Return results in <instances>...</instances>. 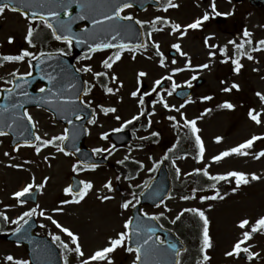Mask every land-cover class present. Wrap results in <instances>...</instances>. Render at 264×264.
Wrapping results in <instances>:
<instances>
[{"label": "rangeland", "instance_id": "1", "mask_svg": "<svg viewBox=\"0 0 264 264\" xmlns=\"http://www.w3.org/2000/svg\"><path fill=\"white\" fill-rule=\"evenodd\" d=\"M173 3L178 4L179 7L170 8L167 12H164L162 8H148L143 12L124 11V14L131 13L138 20L144 21H151L155 16H166L174 22L185 25L191 23L197 17H201L205 11L210 14L212 12V0H173ZM215 3L216 10L219 13L231 14L210 15V19L204 22L202 28L189 29L184 37H180L178 33L173 34L170 26L157 25V27H163L164 30L154 31L152 39L159 42L161 51L167 57V68L159 65V57L151 45L147 52L137 53L135 59L132 58L131 52L123 53L121 60L116 62L111 70L117 74L120 81H123V87H120L118 82L107 78H102L97 83L94 77L95 71L104 70L101 62L112 53L95 52L88 54L91 59L81 57L76 60L78 69L85 64L93 66L92 73L82 72L86 82L96 84L92 92L83 97L91 101L92 107L98 113L97 123L87 126L88 134L84 141V144L91 149L96 147L109 148L113 145L109 138L107 140L102 139L100 133L112 132L111 129L119 128L124 120L130 119L139 111L138 100L133 98L130 93L137 87V75L140 71H145L148 74L146 77L141 78L143 82L141 91L143 92L149 91L154 81L162 75H167L172 67H184L186 58L180 56L171 47L173 43L179 42L181 44L182 50L189 53L194 66L212 61L208 69L193 67L174 74L175 82L181 87L187 86L184 81L190 80L194 75L196 79L200 78L202 80V84L193 90L192 98L194 102L187 104L182 109L189 119L200 116L205 108L212 109L210 113L204 114L203 118L197 121L201 130L199 134L204 140L206 148L203 161L196 159L194 139H192L190 130L183 128V121L181 120V127L177 128L174 126V122L167 119L169 115H176L179 120L181 119L180 116L175 111L166 110L161 104H157L155 106L156 112L151 117V127L147 126V114L135 121L137 127L132 131V143L123 148H115L112 154L108 156V166L87 170L79 174L76 173L81 180H92L94 189L81 203L63 205L62 207H64L65 211L53 215L60 223L79 233L86 255L104 246L109 236H114L117 232L124 230V221L130 217L132 207L124 210L120 205L124 199L130 198L131 185H141L143 181L151 177L154 171L149 172L148 169L153 167L154 161H160L164 157V154L175 143L177 137H179V143L169 153L168 159H166V166L177 192L185 187L189 190L187 188L188 185H197L199 178L195 173L190 176H185L184 173H190L192 169L203 168L205 165H210L209 171L212 174L229 170H243L256 172L264 176V158L257 160L252 156L233 154L224 158L221 162H213L211 160L213 155L228 147L235 146L244 139L250 138L253 134H264V124L257 125L247 114L250 108L255 107L259 110L264 107V102H261L256 96V92L264 91V50L253 53L256 57L255 61L242 57L241 63L244 67L237 74L230 65L231 61L227 63L221 62L223 55L218 51L215 58H210L208 56L209 49L204 43V38L210 34H214L210 43L220 46L228 44V41L233 39L240 42L244 39L243 30L247 28L252 33V46H257L255 42L264 39V8H249L246 0H215ZM217 17H223L224 22L218 23ZM27 24V20L17 12L6 11L5 14L0 15V53L16 54L22 48H28L34 52L41 48L53 51L60 47L68 49L64 43L56 41L50 36L37 38L34 41L35 47L28 45L25 39ZM148 26L150 27V25ZM9 36L14 37L12 43H8ZM233 47L231 44L228 45L229 56L232 54ZM169 50L176 52L174 57L177 61L176 64L171 63L174 58L168 55ZM14 69L25 72L29 70V65L26 61L5 62L0 70L1 77H6ZM254 69H259V71H254ZM195 80H192L191 85H193ZM165 81L172 84V81ZM233 81L240 84V89H233L232 92H223L222 89L230 86ZM103 83H107L108 86L114 88H120V90L114 94H108L100 87V84ZM163 90L161 94L165 95L170 104H176L179 107L184 102L176 100L172 95L167 96V90ZM204 95H211L213 99L210 101L200 100V97ZM121 97H123V100L120 99ZM153 99H157L156 94L145 98L144 107L147 111H151V100ZM224 100H230L237 105L236 108H218L217 105ZM99 105L114 106L117 108V112L104 115L100 112ZM30 113L38 121L36 131L41 135L46 133L48 137H51L63 131L62 126L48 114L39 110H31ZM116 115H119L121 120L117 121L115 119ZM181 128H183V131H181ZM152 132H159L160 135L150 136ZM216 136H222L223 140L217 143L214 139ZM140 137H148V139L141 140ZM7 143L4 138H0V211H6L9 217L14 219L23 211L33 207L30 203H26L23 206L17 204L16 199L12 196L14 191L30 182L32 175H35L37 183L42 182V178L45 176L50 177L44 190L38 193L37 203H39L41 208L51 212L53 207L61 206L58 201L68 198L67 194L63 196V188L70 182L69 175L72 171L74 159L57 153L55 148L52 147H47L44 151L42 149L40 154L28 147L20 149L19 152H12L7 147ZM139 143H144L142 148L138 147ZM260 148H264V139L257 141L252 151H259ZM6 152L10 155L6 156ZM185 152L189 153L187 157L184 156ZM53 153L54 156L50 161L43 159L44 156ZM125 156L130 157L128 160L133 162L131 166L117 163L119 160L124 159ZM173 159L176 160L177 166L181 169L179 178L175 175V167L172 165ZM25 161H31V163L25 164L24 169H16L9 166L10 162L24 163ZM136 161L143 162L144 167L140 168ZM134 166L135 168H133ZM117 176L121 177L120 180H116ZM128 176H131L130 180L125 179ZM201 178L200 186L212 183L208 177L201 175ZM108 179H112L113 184L119 183L120 191L110 193L107 189H103V184ZM234 186V182L232 184L223 181L219 182L218 187L221 190V194L226 191L229 192V195L224 200L200 201L199 199H192L184 201L180 199V196H175L165 200L167 208L160 205L157 208L145 207L143 209L151 214L164 212L165 215L161 218L164 223L190 242L188 251L183 255V262L195 256L196 248L199 246L198 238L193 235L194 231L192 230L195 225L191 221L189 215L191 213H186L175 225L171 223V220L184 208L200 207L206 211L211 221L210 234L213 237L214 247L209 250L211 256L209 264H262L260 259H254L251 262L247 261L246 254L245 257H230V260H227V257L224 256V252L230 249L241 231L236 226L238 220L245 217L254 219L258 215L264 214V179L252 181L249 185L241 186L237 193H231L230 189ZM212 192L213 190L211 189H203L198 192V195H211ZM100 194L112 195L114 199L106 202L101 201L98 199ZM190 194L188 193V195ZM8 204L15 205V207L5 208L4 205ZM209 204H212L213 208L209 209ZM37 221L39 222L38 229L42 233H58L65 241L70 240L51 221L39 216H37ZM41 223L46 225V227H41ZM4 224L8 227L12 223ZM251 243L254 245L252 250L259 252L261 257H263L264 233L255 234ZM60 250L65 254L62 248ZM7 254L26 259V255L20 247L0 241V264H9V262L4 260ZM68 255L70 264H79V257L74 254ZM133 258L134 254L127 253L124 248L118 249L114 254L115 264H131Z\"/></svg>", "mask_w": 264, "mask_h": 264}, {"label": "snow or ice", "instance_id": "2", "mask_svg": "<svg viewBox=\"0 0 264 264\" xmlns=\"http://www.w3.org/2000/svg\"><path fill=\"white\" fill-rule=\"evenodd\" d=\"M73 4H79L82 10H92L94 8L93 0H0V15L5 14L6 11L20 12L28 21L26 30V42L28 45L35 47L34 41L40 36L43 28L50 30L51 36L56 40L64 43L68 49L73 47L74 41L77 43H83L88 45V53H95L97 51H102L105 49H115L112 54L107 56L102 60L103 71H95L94 77L97 83L101 81L102 78H107L111 81H116L119 83L120 87H123V81L119 80V77L115 72L111 70L114 64L121 60L122 55L125 51L132 53V58H136V54L140 52H147L150 45L154 48L156 55L159 57L158 63L161 67L167 68V57L161 51L159 42L152 39L154 31H163V27H157V25L170 26L171 32L173 34L178 33L180 37H184L189 29H200L203 27L204 22L210 19V15H230L231 13H219L216 10L215 0L211 3V14L205 11L201 17H197L191 23L182 25L178 22L172 21L166 16H155L151 21L136 20V18L131 14L122 15L125 9H130L133 7L132 0H106L102 5L105 11L98 13L99 19L93 17L91 23L96 26V30L89 32L87 26L83 29V35H78L72 31V24L77 19H86L85 16L79 15L76 17L72 16V6ZM164 12H167L170 8L179 7L178 4L173 3V0H163L160 5ZM66 17V19H65ZM141 27L145 25H150L149 30L143 34L144 38L141 42L133 44L131 41L126 42V37H128L133 32V25L127 23H120L121 21H133ZM37 21L39 23H37ZM214 34H210L204 38V43L209 49L208 56L210 58H215L217 56V51L223 55V60L221 62L227 63L231 61L234 65L233 71L237 74L240 73L244 65L241 63V58L246 57L249 60H256L253 55L255 52L264 50V39H261L256 43L257 46L253 47L252 33L245 28L243 30V37L240 42L233 39L228 41V44L223 46L210 43V40ZM14 41L13 36L8 37V43ZM116 41H119L118 43ZM231 44L235 48V56L228 55V45ZM247 46V47H246ZM173 49L179 53L180 56L186 58L184 67H172L167 75H162L154 81L153 86L149 91H141L143 87V82L141 78L146 77L148 74L145 71H140L137 75V87L134 91L130 93L133 98H137L140 109L136 115H133L130 119L124 120L119 128L111 129L113 132H119L122 128L130 125L133 121H137L140 117L147 114L148 121L147 126L151 127L152 119L151 117L156 112V105L161 104L162 107L169 111H175L181 119H177L176 115H169L167 119L174 122V126L177 128L181 127V120L183 121V128L190 130V134L194 137L195 149H196V159L203 161L205 158V143L202 139L200 133V128L198 127L197 121L201 120L204 114L210 113L211 108H205L200 116L189 119L187 115L182 111L185 106L189 103L194 102L191 95H189L179 107L176 104H170L166 99L165 95L161 94L164 90L161 88L162 82L165 80L172 81L171 88L167 90V96H171L176 92L177 88L180 87L175 80L174 74L184 71L185 69H191L193 67L200 69H208L211 60L207 63H202L198 65H193L189 53L182 50V46L179 42L173 43L171 45ZM57 54H67L64 47L57 48L54 52L45 51L43 48L34 52L28 48H22L16 54H3L0 53V66L5 62H27L29 65V70L25 72H20L19 69H14L8 74L10 78L0 77V81L3 84L0 85V96L4 97L8 102L0 104V137L8 136L9 132H16L22 140H19L15 146L14 150L19 152L22 146L33 147L37 154H40L42 149L49 146L55 148L57 153H63L64 155H75L79 153L81 149L75 145V140L79 135V129L76 128L73 119H69L65 115L67 123L73 125V130L65 128L60 134L48 137L45 133L41 135L37 129L38 121H36L33 115L29 112L28 108L25 107L29 100L37 101L38 107H44L45 104H50L55 101L63 102L58 105V108L64 112H71L76 121L83 118L84 109L80 105H87L88 108L92 109V118L88 120L89 124L95 125L97 123L96 109L92 108L91 101L84 99L89 93L92 92L96 84L86 82L87 86L82 90L75 91L72 95H66L62 86L54 82L55 77L50 74H44L43 78L48 81V85L41 86L39 88L38 97L31 96L30 92L27 90V86L30 83V78L33 76V61H37L36 66L44 65L46 61L51 60ZM84 59H91V56L86 54ZM151 59V57H149ZM172 64H176L177 61L174 58L171 61ZM81 72H93V66L91 64H85L82 68L77 69ZM254 71H259V69H254ZM111 72V75H110ZM194 75L190 80L184 81L186 85L191 87L192 80H195ZM68 87L72 88L73 85L69 84ZM100 87L108 94H114L119 92L120 88H114L108 86L107 83L100 84ZM233 89L239 90L240 84L233 81L230 86L224 87L223 92H232ZM46 94V95H45ZM156 94L157 99L151 100V111H147L144 107L145 98L151 97ZM256 96L261 102H264V91L256 92ZM123 100V97L120 98ZM213 97L211 95H204L200 97L202 101H210ZM79 101L80 104H76ZM236 104L230 100H224L217 107L221 109H235ZM99 110L104 115L109 113H116L117 108L114 106L99 105ZM11 110L10 114L9 111ZM7 114V115H6ZM249 118L255 122L257 125L264 124V107L257 110L255 107L248 110ZM117 121L121 120L119 115L115 116ZM181 128V131H183ZM27 134V135H26ZM101 138L107 140L109 137L108 132L100 133ZM159 132H152L150 136H159ZM141 140L148 139V137H140ZM215 141L217 143L223 140L222 136H216ZM264 139V134L256 135L253 134L248 139H244L242 142L236 144L235 146L228 147L218 154L213 155L211 160L213 162H221L224 158L229 156L240 155V156H252L254 159L264 158V148H260L259 151H252L255 143ZM72 141V151L67 150L66 141ZM179 143V137L177 138V143H174L168 152L164 154V157L160 161H154L153 167L149 168L148 171H154L164 159H168V154L172 152ZM115 145H111L109 148L96 147L92 149L93 154L108 153L112 154L115 150ZM138 147H143V145H138ZM131 151V149H129ZM9 156V153H5ZM188 152L184 153L187 157ZM54 156L49 154L44 156L45 161H50ZM130 159V157L125 156L124 159L119 160L117 163L124 165L125 161ZM31 163V161H25L24 163H9L10 167L16 169H24L25 164ZM140 168H143V162L136 161ZM172 165L175 167V175L177 178L181 175V169L177 166L176 160H172ZM98 167L96 162H93L89 156L84 158H78L75 163L72 164L73 172L79 174L87 170H95ZM210 165H205L203 168H194L190 173H184L185 176H190L193 173L201 174L204 177H208L212 183H208L203 186L204 189L213 190L211 195H198V190L196 188L191 189L190 195H182L181 200L188 201L192 199H199L200 201H218L224 200L229 192H224L221 194V190L218 187L219 182L223 181L228 184L234 182L235 186L230 189L231 193H237L241 186L249 185L252 181H260L264 179V176L257 174L256 172H246L243 170H229L225 172H218L212 174L209 171ZM138 174V173H137ZM120 176L116 177V180H120ZM125 179H131V176L125 177ZM50 177L45 176L42 178V182L37 183L35 175H32L30 182L26 183L18 190L12 193V196L16 199L17 204L23 206L27 203L28 198L32 197L33 191H43ZM132 191L129 193V197L124 199L120 207L124 210L130 207L135 208L136 205L141 203L139 196L137 195L136 189L143 188L148 189L150 184L145 181L143 185H131ZM94 189V182L90 179L78 180L75 184L69 183L63 188V192L67 194L70 199H61L59 207H53L51 212L41 208L39 203H36L33 207L28 208L21 214L17 215L14 219L9 217L6 211H0V220L4 223L15 224L16 227L11 231L16 234L22 233V228L24 225L29 224V220L34 216L44 217L45 219L51 221L53 225L60 232L66 234L70 240L65 241L62 236L58 233L50 232L52 240L57 242L59 246L64 250L63 264H70L69 255L74 254L80 258L79 264H115L114 254L120 248H124L127 253L134 254V258L131 264H153L152 257L155 255H170L172 260L170 264H181L182 252H187V248H179L175 243H170L164 239H161L156 235V229L154 227L148 226L145 220L141 217H137V224L135 228L132 227L133 218L128 217L124 221V230L117 232L114 236H109L107 238V243L97 248L91 254L86 255L81 243V237L79 233L73 231L69 227L63 225L58 221L53 214L63 213L65 211L63 205L79 204L89 193ZM103 189H107L108 192H114V185L112 179H108L103 184ZM203 190V189H202ZM145 193L141 191L140 196ZM149 195L159 199V204L167 208L165 203L166 199H171L172 193H167L165 196L161 197L159 191H153ZM98 199L101 201H109L114 199V196L107 194H100ZM5 208H13L15 205H4ZM208 208H213L212 204L208 205ZM143 213L144 218L150 220L159 221L164 217L165 213H148L143 209H140ZM186 213H191L199 219L201 222V228L199 233V258L196 259L195 264H209L211 256L209 250L214 247L213 237L210 234V218L206 214V211L200 207H187L182 209L172 220V224H176L177 221L181 220ZM41 227H46L42 224ZM241 231L238 238L231 245L229 250L224 252L225 257H240L241 254H246L247 261L251 262L254 259H261V254L257 251L252 250L254 245L251 241L254 239L255 234L264 233V214L258 215L254 219L250 218H240L236 225ZM27 229L18 237L16 243L19 244L22 239L26 238ZM134 245V246H133ZM167 245V247H164ZM4 260L9 262V264H30V261L25 258H17L12 254H7ZM155 264H160V261H156Z\"/></svg>", "mask_w": 264, "mask_h": 264}, {"label": "water", "instance_id": "3", "mask_svg": "<svg viewBox=\"0 0 264 264\" xmlns=\"http://www.w3.org/2000/svg\"><path fill=\"white\" fill-rule=\"evenodd\" d=\"M150 1H151V4L157 5V3L153 2L152 0H132V3H134L135 5L140 4L143 8V6H145V4ZM105 2L106 0H93L94 8L92 10H82L79 4H73L72 16L76 17L79 15H83L86 17V19L75 20L74 23L72 24V31L78 35H83V29L85 27L81 29L77 28L76 25L78 23H85L89 32L95 31L96 26L91 23V20L93 17L97 19L100 18L98 13L105 11V9L102 7V5ZM248 3L256 7L264 6V0H248ZM120 23H127V24L133 25L134 30L128 37H126V42L131 41L133 44H135L137 42L142 41L141 30L134 20L133 21H121ZM116 42L118 43L119 41H116ZM73 45L75 46L78 53L88 52V45H85L83 43H77L75 41ZM170 54L174 55L173 52H170ZM37 63H38L37 61L33 62V76L30 78V83L27 86V90L30 92L31 96L38 97L41 95L39 92L34 93L32 90V86L37 81H41L45 83L46 85H48V81L43 78L44 74H50L54 76L55 77L54 82H57L62 86L66 95L70 96L72 95L74 90L79 91L84 88V83L81 78V74L78 73L74 69L72 62L70 61L68 57L57 54L51 60L46 61L44 65L36 66ZM198 83L199 81L196 83V85H198ZM69 84L73 85V87L72 88L68 87ZM190 93H191V88H185V89H180L176 91L175 96L180 99H185L186 97L190 95ZM62 103L63 102L55 101L50 104H45L44 107L50 110L57 120L62 121L66 124L67 128L70 130V134H71V131L73 130V125H70L67 123V120L65 119V115H67L69 119L74 120L76 128L80 130L79 135L77 139L75 140V145L79 147L81 151L75 154L76 157L84 158L85 156H89L93 162H96L98 164H104L106 162L104 159H100V158L95 159L91 151L84 148V146L82 145V140L86 133L85 122L90 118L91 110L85 107L84 105H80L84 109L83 119L76 122L74 116L72 115L70 111L64 112L58 108V105ZM31 104L37 105V101L29 100L26 103L25 107ZM76 104L79 105L80 102L76 101ZM111 137L115 140L117 145H122L129 140V135L127 132L116 133V134L111 135ZM14 138H15L13 140L14 142L22 140L21 137L16 136V135L14 136ZM66 144H67V149L72 151L73 150L72 141L71 140L66 141ZM72 179H73V184H75L77 180L75 178H72ZM169 188H170V185H169V180L167 178V173L164 167L161 166L155 178L150 182V187L143 191L145 194L141 196L142 202L150 203L153 205L158 204L159 199L149 195V193L153 191H159L161 197H163L169 192ZM35 192L36 191L33 192V195L35 194ZM32 200H35V198H32ZM137 217L143 218L148 226L154 227L156 229V234L158 232H163L164 240L170 243H175L177 247L179 248H183V245L181 244V242L171 232L160 229L154 220L144 218L142 215H140L138 213V207H135V209L133 210V217H132L133 218V223H132L133 228H135L137 224V219H136ZM30 224L32 225L31 220H29L28 225L23 226L22 230L26 229L27 226H29L30 230L29 232H27L28 236H26V238L21 240V242H23L25 246L27 247V253L29 256L30 264H61V258H60L58 251L46 237L41 238L42 239L41 241L32 239L34 225L31 226ZM19 236L20 234L13 233V234H10L8 236H3V237L9 240L17 241ZM164 247H167V245H164ZM151 259L153 261V264H155L157 260L160 261V264H170L172 257L170 255L158 254V255L153 256Z\"/></svg>", "mask_w": 264, "mask_h": 264}, {"label": "flooded vegetation", "instance_id": "4", "mask_svg": "<svg viewBox=\"0 0 264 264\" xmlns=\"http://www.w3.org/2000/svg\"><path fill=\"white\" fill-rule=\"evenodd\" d=\"M132 9V8H131ZM2 220H0V230H2L3 232H6L8 229H6L5 226H3L2 224ZM37 234H42L40 231L37 230Z\"/></svg>", "mask_w": 264, "mask_h": 264}, {"label": "trees", "instance_id": "5", "mask_svg": "<svg viewBox=\"0 0 264 264\" xmlns=\"http://www.w3.org/2000/svg\"><path fill=\"white\" fill-rule=\"evenodd\" d=\"M186 191V190H185Z\"/></svg>", "mask_w": 264, "mask_h": 264}]
</instances>
